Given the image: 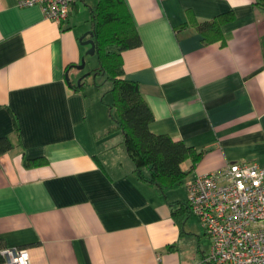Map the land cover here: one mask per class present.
I'll return each mask as SVG.
<instances>
[{
	"label": "crops",
	"instance_id": "1",
	"mask_svg": "<svg viewBox=\"0 0 264 264\" xmlns=\"http://www.w3.org/2000/svg\"><path fill=\"white\" fill-rule=\"evenodd\" d=\"M19 1L0 0V140L12 144L0 154L5 249H27L31 264H210L186 183L231 163L264 166V0H125L141 46L122 52V78L138 83L153 134L201 154L165 196L111 133L101 85L72 88L99 67L75 68L90 56L81 38L98 0H77L63 24ZM228 13L223 39L206 41L196 23Z\"/></svg>",
	"mask_w": 264,
	"mask_h": 264
},
{
	"label": "trees",
	"instance_id": "2",
	"mask_svg": "<svg viewBox=\"0 0 264 264\" xmlns=\"http://www.w3.org/2000/svg\"><path fill=\"white\" fill-rule=\"evenodd\" d=\"M93 14L95 56L99 67L87 76L83 75L80 83L72 88H84L87 77L93 78V84L99 86L97 78L104 77V84L109 85L106 94L113 98L112 103H106L102 98L113 122L111 133L122 132L125 148L138 176L165 196L167 189L182 184L187 177L181 164L190 159L193 168L200 161L201 154L168 135L153 134L150 124L154 121V114L141 94L138 83L122 78V52L141 46L140 36L125 0H98ZM232 19V13L223 14L212 21L196 23V27L206 41H219L223 39L222 25ZM209 33L214 36L208 38ZM11 149L12 144L8 139L0 140V154ZM34 164L35 160L26 162L27 167ZM144 169L150 171L149 179L144 176ZM5 247V241L0 238V264L5 263L1 254Z\"/></svg>",
	"mask_w": 264,
	"mask_h": 264
},
{
	"label": "built area",
	"instance_id": "3",
	"mask_svg": "<svg viewBox=\"0 0 264 264\" xmlns=\"http://www.w3.org/2000/svg\"><path fill=\"white\" fill-rule=\"evenodd\" d=\"M77 0H20L58 24ZM188 205L212 242L210 264H264V166L231 163L187 181ZM4 264H31L25 248L4 249Z\"/></svg>",
	"mask_w": 264,
	"mask_h": 264
},
{
	"label": "rangeland",
	"instance_id": "4",
	"mask_svg": "<svg viewBox=\"0 0 264 264\" xmlns=\"http://www.w3.org/2000/svg\"><path fill=\"white\" fill-rule=\"evenodd\" d=\"M98 65V62H97V59L96 58H94V56H89L88 57V61L86 62V67L84 68V70H86V69H93L95 66H97ZM83 70V71H84ZM86 74H88V73H85L84 75H86ZM104 81H105V79L104 78H97V84H100L101 86V88L100 89H96V87L95 86H92V85H94L93 84V82H94V80H93V78H89V77H87V78H85V83H86V86H85V88L86 89H88L89 87H95L94 88V90L93 91H95V92H97V93H99L100 94V96L102 95H104V93H106V91L108 90V88H109V85L107 84V83H105L104 84ZM85 89V90H86ZM100 91V92H99ZM89 96H92V93H89ZM106 96H108V97H110L109 99H110V101H111V96H110V94H105L103 97L104 98H106ZM107 97V98H108ZM108 99V100H109ZM105 102H107L108 103V101H105ZM181 188H179V197L180 198H182V196H181V192H183L184 193V191L183 190H180ZM185 192H187V191H185ZM188 194V193H187ZM187 197H188V195H187ZM188 199V198H187ZM194 217L195 218H197L195 215H194ZM198 219V218H197ZM198 221V220H197Z\"/></svg>",
	"mask_w": 264,
	"mask_h": 264
},
{
	"label": "water",
	"instance_id": "5",
	"mask_svg": "<svg viewBox=\"0 0 264 264\" xmlns=\"http://www.w3.org/2000/svg\"><path fill=\"white\" fill-rule=\"evenodd\" d=\"M87 36H90V40L84 42V39ZM81 42H82V44L84 46H90V49L88 51V55L95 56L96 44H95V41H94V32L92 31V32L89 33V35H85L84 37H82L81 38ZM85 65H86V62H85V59H83L82 64L80 66H76L75 68H77L79 70H83L85 68ZM85 76H87V75H85Z\"/></svg>",
	"mask_w": 264,
	"mask_h": 264
}]
</instances>
